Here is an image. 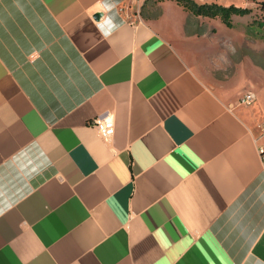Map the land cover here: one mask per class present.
<instances>
[{"label": "crops", "instance_id": "1", "mask_svg": "<svg viewBox=\"0 0 264 264\" xmlns=\"http://www.w3.org/2000/svg\"><path fill=\"white\" fill-rule=\"evenodd\" d=\"M106 2L0 0V264H264V134L199 66L236 15Z\"/></svg>", "mask_w": 264, "mask_h": 264}, {"label": "rangeland", "instance_id": "2", "mask_svg": "<svg viewBox=\"0 0 264 264\" xmlns=\"http://www.w3.org/2000/svg\"><path fill=\"white\" fill-rule=\"evenodd\" d=\"M159 0H135L136 9L148 5L153 13L157 12ZM197 3L216 2L224 6L233 3L237 6L249 7L251 11L234 18L236 30L226 28L230 36L218 37L219 48L203 53L199 66L205 74L209 85L228 98L235 106L250 107L256 111L260 130L264 123V13L260 9L261 0H193ZM178 7V6H177ZM164 24L179 19V9L169 4L163 5ZM144 12V11H142ZM181 18V17H180ZM232 18V17H231ZM210 20L189 12L186 21L187 29L196 27L202 32L215 27L220 18ZM162 22V21H161ZM238 30V31H237ZM235 49V53L232 52ZM251 92L253 100L244 102L245 95Z\"/></svg>", "mask_w": 264, "mask_h": 264}, {"label": "trees", "instance_id": "3", "mask_svg": "<svg viewBox=\"0 0 264 264\" xmlns=\"http://www.w3.org/2000/svg\"><path fill=\"white\" fill-rule=\"evenodd\" d=\"M183 9L191 12L194 15L206 17H219L220 20L227 26H232V15H244L251 11L249 7L237 6L233 3L228 6L221 5L216 2H201L197 3L193 0H174ZM260 9L264 13V0L259 1Z\"/></svg>", "mask_w": 264, "mask_h": 264}, {"label": "built area", "instance_id": "4", "mask_svg": "<svg viewBox=\"0 0 264 264\" xmlns=\"http://www.w3.org/2000/svg\"><path fill=\"white\" fill-rule=\"evenodd\" d=\"M253 98H254L253 94L251 92H248L245 95L243 101L249 102V101L253 100ZM90 124L97 129V131L99 132V134L103 138L108 137L113 132V128H114L113 127V120L110 117H106V118H102V119L99 117H96L95 119L90 121ZM260 132H261V134H264V123L261 126ZM258 151H259V154L261 156L263 166H264V147L259 145Z\"/></svg>", "mask_w": 264, "mask_h": 264}, {"label": "clouds", "instance_id": "5", "mask_svg": "<svg viewBox=\"0 0 264 264\" xmlns=\"http://www.w3.org/2000/svg\"><path fill=\"white\" fill-rule=\"evenodd\" d=\"M105 7H107L109 9V11H112L113 9H115V7H116L115 0H110V2H106ZM106 23L111 26L112 31H115L116 29L119 28V25L115 22V13H113V15L108 16L106 18ZM96 27H97L98 31L100 32V34L102 36H104L105 38H107L108 36L111 35V32H106L104 30V27L100 23H97ZM231 50L233 53H235L234 48H232Z\"/></svg>", "mask_w": 264, "mask_h": 264}, {"label": "water", "instance_id": "6", "mask_svg": "<svg viewBox=\"0 0 264 264\" xmlns=\"http://www.w3.org/2000/svg\"><path fill=\"white\" fill-rule=\"evenodd\" d=\"M100 15H101L100 12L96 13V14H95V18H96V19H99Z\"/></svg>", "mask_w": 264, "mask_h": 264}]
</instances>
